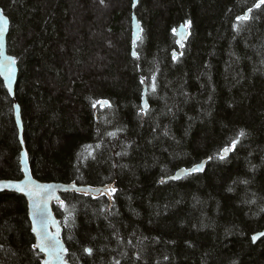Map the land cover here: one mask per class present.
<instances>
[{"label":"trees","instance_id":"obj_1","mask_svg":"<svg viewBox=\"0 0 264 264\" xmlns=\"http://www.w3.org/2000/svg\"><path fill=\"white\" fill-rule=\"evenodd\" d=\"M258 2L137 0L134 58L133 0H0L18 67L14 99L0 77V179L22 178L17 102L37 180L117 189L53 205L69 264H264V238L252 240L264 230ZM188 21L179 48L173 29ZM205 159L204 172L164 181ZM27 212L23 196L0 193V264H42Z\"/></svg>","mask_w":264,"mask_h":264},{"label":"water","instance_id":"obj_2","mask_svg":"<svg viewBox=\"0 0 264 264\" xmlns=\"http://www.w3.org/2000/svg\"><path fill=\"white\" fill-rule=\"evenodd\" d=\"M133 2H134V0H133ZM136 6H137V0H136ZM136 6L133 7V5H132V9H131L132 10V21H131L132 34L131 35H132V44H133V46H131L132 47V56H133V52L136 53V46L139 43V39L141 37V34H140L141 33V24L137 21V17L135 15V10H134V9H136ZM0 11H2V10L0 9ZM2 14H3V12H2ZM246 14H248V12ZM3 16L6 18L7 24L5 26L6 30L3 34V41H2L3 47H2V55H0V61L7 63L8 58H13V57L11 55H9L7 52V40L6 39H7L8 32H9V20L7 19V17L5 15H3ZM180 31H181V26L176 30V33H175L177 40L181 39V37L179 35ZM188 34H189L188 30L185 29V36L182 40V44L185 43V41L188 37ZM176 45H178L179 48H182L184 46L183 45L181 47V45L178 43ZM133 57L136 58L137 55L133 56ZM13 67L15 68V72L12 76V81H11V85H10L11 90L10 91H9L8 80L6 79V76L3 72H0V77L3 80L5 88L7 89L10 97L14 99V97H15V85H16L17 76H18V67L16 64H14ZM146 95H147V89H146V85H144L143 94L141 95L142 96V102H141L142 107H143L144 103L147 102V96ZM142 107H141V109H142ZM20 113H21V109H20L18 103L14 102L13 103V114H14L15 124H16L17 130H18V136H19L20 144L22 147V150H20L21 153H20V162H19L20 167H21L22 178L19 180L0 179V193H14V194L21 195L25 198V200L27 202V210H28L27 213H28V219H29L30 226H31V232L34 236L35 245H36L39 241L37 239L36 233L33 232V230H32L33 229V211H34V209L32 207L33 199L30 198L25 193L16 190V188L7 187L6 185L25 184V183H28L30 180L31 185H34V186H52L50 193H49V196L45 198L46 199L45 214L47 215L48 220H49V226H48L47 231L49 233L54 234L57 231V227H59V239H60L61 243L63 244L64 248L66 249L65 243H64L62 236H61L62 235V227L59 224V221L55 216V213L53 210V205L58 203V201H60L61 194L69 193V192H76V193L89 194L92 196H99L101 194V190H103L105 187H90V186H83V185L77 186L75 184H63V183L57 184L56 182H41V181L37 180L32 175L33 173H32L30 162H29V156H28L27 151H25L26 148H25L24 136H23L24 127L22 126L23 121H22V117H21ZM230 153H231V151H229L227 153V156H229L228 154H230ZM206 163H207V160L205 159V161L198 164V165H202V167H203V171H201L199 173L204 172V170L206 168ZM189 169H191V168H189ZM182 170H185V169L180 168L173 175L166 178L164 181H177V180H180L181 178L189 175V174L183 172ZM176 176H179V179H171V177H176ZM38 190L39 189H37V191ZM37 202L39 203L41 201L37 198ZM37 227L39 228V225H37ZM262 234H264V230L254 234L252 236L253 242L256 243L259 241V239L264 238V235H262ZM254 237H255V239H253ZM36 250L39 251V249H36ZM40 254L43 256V260L41 262H42V264H44V261L47 257L45 256L44 253L40 252ZM64 260H65V264H69L68 261H66L67 260L66 259V253L64 254Z\"/></svg>","mask_w":264,"mask_h":264},{"label":"snow or ice","instance_id":"obj_3","mask_svg":"<svg viewBox=\"0 0 264 264\" xmlns=\"http://www.w3.org/2000/svg\"><path fill=\"white\" fill-rule=\"evenodd\" d=\"M102 2V0H101ZM261 4H264V0H259V2L255 5L256 8H259ZM136 6V0L133 2V7ZM252 12V9L250 8L248 10V14H245L244 16H237L236 20L238 22H247L250 20L251 16L250 13ZM7 24L6 18L3 16L2 11H0V55H2V41H3V34L6 30L5 26ZM191 21L186 22L184 25H181V31L179 33L181 39L177 40V43L183 46L182 40L185 36V29L190 28ZM173 33H176V29H173ZM137 54L133 52V56H136ZM173 59H177L176 54H173ZM15 64L14 58H8L7 63H4L3 61H0V72H3L6 76V79L9 83V91L11 90L10 85L12 81V76L15 72V68L13 65ZM141 83H145V80L142 79ZM151 91L154 93L156 91V83H155V76L152 77V84H151ZM97 104L100 105L101 108L107 106L111 107L110 103L108 101H95L93 102V107L95 108ZM148 108L147 102L144 103L141 111L146 112ZM109 136H114L115 133H108ZM246 133L243 131H240L238 136L231 141L230 147L223 148L222 152L218 154V158L220 160H224L227 156V153L229 151H234L237 144L240 142V137L245 136ZM91 148V146H88ZM99 147V145H97ZM211 159V157H209ZM183 172L187 174L191 173H198L203 171L202 165H195L191 169H185L182 170ZM171 179H179V176L171 177ZM7 187H14L16 190L25 193L30 198L33 199L32 207L34 209L33 211V232L36 233L38 243L34 245L35 249H39L41 253H44L47 257L44 261V264H65L64 260V254L66 253V249L64 248L63 244L61 243L59 239V227H57L56 233H49L47 231L49 226V220L47 215L45 214V207H46V197L49 196L50 190L52 186H34L31 185V181L29 180L28 183L25 184H12V185H6ZM37 189H39L37 191ZM117 191L116 188L111 186H105L103 190H101V195H107L109 198H111L115 192ZM37 198L41 202H37ZM63 205V202H61ZM39 225V228L37 227ZM66 225H67V218H66ZM264 235V234H262ZM255 239V237L253 238ZM84 251L88 255H92L93 249L91 248H85ZM116 264H119V261L116 262Z\"/></svg>","mask_w":264,"mask_h":264}]
</instances>
